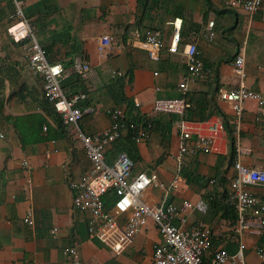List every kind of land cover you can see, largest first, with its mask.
<instances>
[{"label":"crops","instance_id":"crops-1","mask_svg":"<svg viewBox=\"0 0 264 264\" xmlns=\"http://www.w3.org/2000/svg\"><path fill=\"white\" fill-rule=\"evenodd\" d=\"M229 1L0 0V133L4 135L0 139V264H70L69 248L77 250L80 264H153L154 248L163 244L151 220L119 254L88 236L91 216L73 206L70 183L79 182L90 164L80 139L59 125L56 112L44 101L42 82L32 75L25 57L24 46L30 40L15 42L8 34V28L18 23L17 5L48 61L63 65L61 79L77 75L79 93L86 94L79 106L92 109L79 121L84 134L108 128L107 111L114 108L128 121L153 125L146 140L125 132L106 148L105 161L110 164L125 152L134 164L130 178L154 173L164 187L178 172V186L166 199L177 207L185 200L208 205L206 213L192 211L186 221V227L201 222L211 233L203 261L219 250L235 255L244 243L245 264H262L257 250L264 249V230L259 236H238L233 231L236 214L223 200L235 175V144L247 151L239 156L244 166L264 171V0L252 16L229 7ZM177 25L178 52L169 53ZM148 29L163 40L158 60L147 56L143 41ZM103 36L111 38V46L100 53L97 46ZM187 43L197 46V58L208 71L203 79L188 74L181 52ZM237 56L243 58L245 88L263 101L260 105L255 99L244 100L239 118L230 104L218 98L219 90L239 88L233 67ZM77 61L88 70L77 73L73 68ZM183 80L185 91L178 87ZM180 97L189 103L185 120L218 116L224 128L215 152L183 157L178 171L181 117L155 114L152 104L155 99ZM246 189L264 204V186ZM165 195V189L150 187L140 200L152 205ZM104 201L109 208L112 195ZM26 217L31 225L25 223Z\"/></svg>","mask_w":264,"mask_h":264},{"label":"built area","instance_id":"built-area-1","mask_svg":"<svg viewBox=\"0 0 264 264\" xmlns=\"http://www.w3.org/2000/svg\"><path fill=\"white\" fill-rule=\"evenodd\" d=\"M263 0H231L229 7L241 8L250 16L257 13ZM17 3V2H16ZM18 4V3H17ZM21 18L17 24L8 28V34L15 42L29 39L24 46L28 67L33 76L38 77L43 85V98L52 105L62 124L67 127L68 133H74L83 144L90 167L87 174L79 182H71L74 192L73 206L87 211L91 219L87 227V234L109 247L113 253L119 254L131 244L136 233L151 220L158 229L163 240L162 245L154 248L153 264H245V244L240 243L235 255H228L225 251L215 252L208 262L203 261V253L211 243V233L199 222L197 225L186 227L187 215L192 211L206 213L208 205L203 200L190 202L185 200L180 207L166 199L168 192L178 186V172L173 181L164 187L154 173H138L130 178L133 168L132 160L125 152H119L110 164L105 161V150L125 132L130 131L136 140H146L153 125L148 121L137 124L124 119L120 110L107 111L111 119L110 126L92 135L84 134L79 121L84 114L92 111L90 107L81 108L79 103L86 98V94L79 93L67 96L61 88V76L64 68L60 63H50L45 50L34 37L32 30L24 18L19 6H16L15 17ZM18 17V18H19ZM212 29L213 22L208 23ZM144 44L150 60H158L164 48L160 34L155 30L144 32ZM180 42V25L173 26V34L167 47L169 53H177ZM111 46V38L103 36L99 39L97 51L105 52ZM182 55L187 64V71L192 79H203L207 70L197 58V46L187 43L183 46ZM235 73L239 76L240 85L237 89L219 90L218 98L231 105L237 118L242 113L243 102L246 99H255L262 105L258 94L247 90L244 86V63L242 56L233 60ZM74 70L82 74L88 70L87 65L74 62ZM179 89L186 90V80L179 84ZM138 104L136 103V106ZM189 103L184 97L159 98L152 104L155 114H167L181 117L178 122L179 148L176 156L178 171L182 165V158L194 156L197 152L213 153L216 150L218 135L223 131L222 119L212 116L200 121L185 120L183 116ZM4 135L0 133V139ZM235 159L233 169L235 175L231 180L230 188L225 192L224 204L232 208L236 214L234 232L259 236L264 230V204L254 193L248 191V185L264 186V171L244 166L239 156L247 152L235 144ZM150 187L165 189L166 195L159 203L146 205L140 200L141 195ZM112 195V204L107 208L104 197ZM126 215L123 222L119 218ZM25 223L31 225L30 217ZM56 228L52 229L54 233ZM70 264H80L78 252L75 248L66 250ZM258 257L264 264V249L257 250Z\"/></svg>","mask_w":264,"mask_h":264},{"label":"trees","instance_id":"trees-1","mask_svg":"<svg viewBox=\"0 0 264 264\" xmlns=\"http://www.w3.org/2000/svg\"><path fill=\"white\" fill-rule=\"evenodd\" d=\"M26 41V40H25ZM50 63H56V62H51V61H49ZM61 64V63H60ZM63 66V65H62ZM64 68V67H63ZM79 76V75H78ZM60 84H61V88L63 89V91L65 92V94L67 95V96H72V95H74V94H79V89H80V87H79V83H78V81H77V75H73V77H71V79H68V78H62L61 79V81H60ZM44 101H45V103L46 104H48L50 107H51V109H52V113H54L55 111H54V109L52 108V105L49 103V102H47L45 99H44ZM54 117H55V120L56 121H58V123H59V125H61V127L63 126V124H62V121H61V118L57 115V114H55L54 113ZM233 138L231 137V144H232V148H233ZM108 206H110L109 204H108ZM234 210V209H233ZM235 212V211H234ZM236 224V222L234 223V225Z\"/></svg>","mask_w":264,"mask_h":264},{"label":"rangeland","instance_id":"rangeland-1","mask_svg":"<svg viewBox=\"0 0 264 264\" xmlns=\"http://www.w3.org/2000/svg\"><path fill=\"white\" fill-rule=\"evenodd\" d=\"M15 15V14H14ZM19 16H17L16 18L18 19V21H20L21 20V18L19 17ZM31 27V26H30ZM114 109H116V108H114ZM118 110V109H117ZM144 201V200H143ZM144 203L146 204V205H148V206H151V204L150 203H148V202H146V201H144ZM147 221H149V220H147Z\"/></svg>","mask_w":264,"mask_h":264},{"label":"bare ground","instance_id":"bare-ground-1","mask_svg":"<svg viewBox=\"0 0 264 264\" xmlns=\"http://www.w3.org/2000/svg\"><path fill=\"white\" fill-rule=\"evenodd\" d=\"M235 226H236V224H235ZM235 228V227H234ZM102 243V242H101ZM103 244V243H102ZM106 246V245H105ZM210 246H211V243H210V245H209V247L204 251V253L210 248ZM107 247V246H106ZM109 248V247H108ZM110 249V248H109ZM111 250V249H110ZM112 251V250H111ZM113 252V251H112ZM217 252V251H216ZM204 253H203V255H204ZM215 253V252H214ZM213 253V254H214ZM263 264V263H262Z\"/></svg>","mask_w":264,"mask_h":264}]
</instances>
